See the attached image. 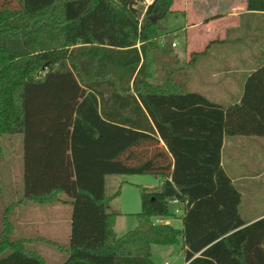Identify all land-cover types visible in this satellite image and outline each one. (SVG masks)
I'll return each mask as SVG.
<instances>
[{"label": "trees", "instance_id": "1", "mask_svg": "<svg viewBox=\"0 0 264 264\" xmlns=\"http://www.w3.org/2000/svg\"><path fill=\"white\" fill-rule=\"evenodd\" d=\"M174 0H0V138L23 137V197L38 206L69 203L70 245L0 233V264H47L34 241L65 251L61 264H154L151 246L182 240L185 264H264V216L246 223L241 195L220 164L225 136L264 137V67L224 108L151 80L149 53ZM259 3V4H257ZM264 8V0H247ZM1 154V147H0ZM152 175L139 187L134 229L118 237V197L108 176ZM66 197V201L61 199ZM182 205V228L154 218Z\"/></svg>", "mask_w": 264, "mask_h": 264}, {"label": "rangeland", "instance_id": "2", "mask_svg": "<svg viewBox=\"0 0 264 264\" xmlns=\"http://www.w3.org/2000/svg\"><path fill=\"white\" fill-rule=\"evenodd\" d=\"M153 0H138L136 8L139 11V19L143 20L146 10ZM171 6V12L167 14L160 22L159 48L149 53L151 62V82L155 85L171 78L180 90H184L183 72L179 65L174 64V53L172 44L175 41V35L171 28L179 24L180 18L175 19L170 16L174 14ZM170 15V16H169ZM182 44L179 42V48ZM227 141L235 142L236 138L226 137ZM247 139V137L238 138ZM251 140L249 148L246 147H226L223 151V160L225 162L224 172L230 177L235 178L233 186L241 195V201L238 212L245 222L264 212V144L260 145V137H254ZM239 141V140H237ZM249 141V140H248ZM0 233L3 229V217L6 209L15 204L17 208L21 207L16 203L23 197V137L22 135H5L0 138ZM159 185L158 179L152 175H121L108 176L106 179V193L112 195L119 190L117 198L113 199L109 205V210L119 213L116 219L115 233L118 237L135 228L137 219L135 214L140 212V190L139 187L155 188ZM62 200H67L64 195L60 196ZM31 207L36 209L35 217L29 225H16L20 222L17 211L13 210L8 215V221L13 225V231L7 237L9 241H15L21 238L45 237L47 240L57 243L61 247H69L68 225L66 222L57 225H48L43 222L68 219L72 212L69 203H57L55 205L37 206L30 203ZM172 216L168 217L174 227H180L182 213H176L177 205L172 202L168 205ZM41 209V216L38 212ZM17 210V209H16ZM179 210V209H178ZM57 213L56 215L54 213ZM180 218V219H179ZM154 218L153 220H155ZM23 223V221H21ZM29 249L37 251L45 258L48 264L53 262H62L66 258L65 251H60L50 244L44 242H34L30 244ZM164 248L155 247L152 260L154 264L172 263L175 256L170 255V251L158 253ZM168 251V252H167ZM157 252V253H156Z\"/></svg>", "mask_w": 264, "mask_h": 264}, {"label": "crops", "instance_id": "3", "mask_svg": "<svg viewBox=\"0 0 264 264\" xmlns=\"http://www.w3.org/2000/svg\"><path fill=\"white\" fill-rule=\"evenodd\" d=\"M172 10L174 14L169 16L175 19L180 18L179 24L171 30L176 36L174 41L176 45L173 47L174 64L179 65L183 72L185 91L198 93L210 102L224 108L238 104L246 79L251 73L264 67V8H248L247 0H174ZM179 42L182 44L181 48H179ZM226 137L236 138V141H227ZM238 138L243 137L225 136L223 138L220 153V164L223 170L225 162L222 156L228 145L246 148L255 145V143H251V140H255L254 137H247L245 141ZM259 140V146L262 147L264 137H260ZM229 178L233 184L235 178L231 176ZM157 179L160 184V178L157 177ZM20 206V208L16 206L12 209V211H17V217L20 220L16 225L31 224L29 221L35 217L36 209L31 207L30 202ZM177 207L178 213L183 212L182 205H177ZM39 210L38 213L41 215L43 211ZM71 215L72 212L66 220L57 218L53 221L43 222L48 225L66 222L69 245ZM263 216L264 212L247 220L246 223L253 222ZM153 222L174 227L168 218H156ZM179 222L180 227L174 228H182L181 219ZM37 238L46 239L42 236L25 239ZM155 247L158 246H151V259ZM159 247L164 249H160L158 253L174 248L170 251V255L175 256L174 261L172 263L166 261L164 264H185V248L182 245V240L176 245ZM43 259L45 260L44 257ZM62 262L51 264H61Z\"/></svg>", "mask_w": 264, "mask_h": 264}, {"label": "built area", "instance_id": "4", "mask_svg": "<svg viewBox=\"0 0 264 264\" xmlns=\"http://www.w3.org/2000/svg\"><path fill=\"white\" fill-rule=\"evenodd\" d=\"M175 45H176L175 43H173V44H172V46H173V47H174ZM172 203H173V204H175V205H179V203H178V201H177V200H173V201H172ZM175 212H176V213H178V212H179V210H178V209H176V210H175Z\"/></svg>", "mask_w": 264, "mask_h": 264}, {"label": "water", "instance_id": "5", "mask_svg": "<svg viewBox=\"0 0 264 264\" xmlns=\"http://www.w3.org/2000/svg\"><path fill=\"white\" fill-rule=\"evenodd\" d=\"M151 4V3H150Z\"/></svg>", "mask_w": 264, "mask_h": 264}]
</instances>
